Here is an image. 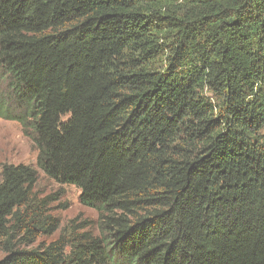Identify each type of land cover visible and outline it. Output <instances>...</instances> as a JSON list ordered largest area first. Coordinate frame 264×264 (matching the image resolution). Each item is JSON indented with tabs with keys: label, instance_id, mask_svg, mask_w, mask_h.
Here are the masks:
<instances>
[{
	"label": "trees",
	"instance_id": "trees-1",
	"mask_svg": "<svg viewBox=\"0 0 264 264\" xmlns=\"http://www.w3.org/2000/svg\"><path fill=\"white\" fill-rule=\"evenodd\" d=\"M0 83V264H264V0H0Z\"/></svg>",
	"mask_w": 264,
	"mask_h": 264
},
{
	"label": "rangeland",
	"instance_id": "rangeland-1",
	"mask_svg": "<svg viewBox=\"0 0 264 264\" xmlns=\"http://www.w3.org/2000/svg\"><path fill=\"white\" fill-rule=\"evenodd\" d=\"M2 95L8 96L5 86L0 83V96ZM5 102L9 103L8 100ZM37 158L38 150L33 138L23 132L22 126L16 121L0 119V174L6 164H25L37 169ZM38 171L40 179L36 190L42 196H57V202L52 205L53 214L60 218L62 227L76 217L83 220L88 219L93 222V229L97 235L107 238L111 245V239L100 228L99 213L81 205L79 201L80 191L73 186H60L48 179L42 171ZM58 235L59 233L51 239L43 238L40 242H51ZM5 256L6 254L0 249V260Z\"/></svg>",
	"mask_w": 264,
	"mask_h": 264
}]
</instances>
